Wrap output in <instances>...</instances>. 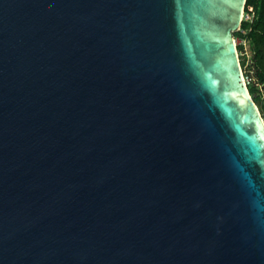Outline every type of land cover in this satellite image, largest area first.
<instances>
[{"label":"water","instance_id":"obj_1","mask_svg":"<svg viewBox=\"0 0 264 264\" xmlns=\"http://www.w3.org/2000/svg\"><path fill=\"white\" fill-rule=\"evenodd\" d=\"M245 0H0V264H264Z\"/></svg>","mask_w":264,"mask_h":264},{"label":"trees","instance_id":"obj_2","mask_svg":"<svg viewBox=\"0 0 264 264\" xmlns=\"http://www.w3.org/2000/svg\"><path fill=\"white\" fill-rule=\"evenodd\" d=\"M251 7V21H241L240 27L244 33L234 32L237 38L245 39L250 51V63L247 65L244 57L240 60V66L247 67L251 71V84H247V91L253 102L259 99L264 101V0H245L244 8ZM237 51L242 50L240 44L236 45ZM264 117V113L262 114ZM264 123V121H263Z\"/></svg>","mask_w":264,"mask_h":264},{"label":"built area","instance_id":"obj_3","mask_svg":"<svg viewBox=\"0 0 264 264\" xmlns=\"http://www.w3.org/2000/svg\"><path fill=\"white\" fill-rule=\"evenodd\" d=\"M251 13H252L251 12V7H247V9L245 11L243 10L242 13H241L240 22L241 21H248V22L251 21V19H252V14ZM236 31L244 33V30L241 29L240 24H239V26L236 28V30L234 32H236ZM236 39H237V41H239L238 44H240L242 46V50L240 51L241 54L248 55L247 59H245V63L248 65L250 63V51L248 49L247 42H246L245 39H241V38H237V37H236ZM250 73H251V71H250ZM251 80H252L251 77L248 76V78H246V83L245 84H248L249 82H251Z\"/></svg>","mask_w":264,"mask_h":264},{"label":"rangeland","instance_id":"obj_4","mask_svg":"<svg viewBox=\"0 0 264 264\" xmlns=\"http://www.w3.org/2000/svg\"><path fill=\"white\" fill-rule=\"evenodd\" d=\"M234 39H235V43L236 45L239 43V41H237L236 37L233 35ZM237 50V49H236ZM237 56H238V61L240 62V60H242V58L244 57V61L245 59H247L248 55L246 54H241L240 51H237ZM240 65V64H239ZM240 69H241V73H242V76L244 78V82L246 83V78H248V76L251 77V74H250V71L247 69V67L244 66H240ZM251 79L253 80V77H251ZM248 84H251V82H249ZM246 87H247V84H246ZM250 95V94H249ZM251 97V96H250ZM255 103V102H254ZM259 113H260V116L263 118L264 120V117L262 116V114L264 113V101L262 99H259L256 103H255Z\"/></svg>","mask_w":264,"mask_h":264},{"label":"bare ground","instance_id":"obj_5","mask_svg":"<svg viewBox=\"0 0 264 264\" xmlns=\"http://www.w3.org/2000/svg\"><path fill=\"white\" fill-rule=\"evenodd\" d=\"M240 16H241V15H240ZM232 41H233L234 44H236V43H235V39H234V37H232ZM236 53H237V52H235V55H236ZM236 57H237V55H236ZM240 73H241V70H240ZM241 80L244 82V78H243V76H242V73H241ZM244 83H245V82H244Z\"/></svg>","mask_w":264,"mask_h":264}]
</instances>
